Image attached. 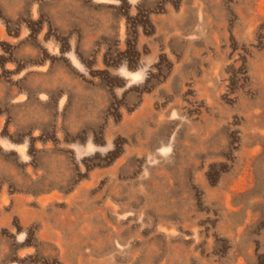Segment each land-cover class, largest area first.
<instances>
[{"label": "rangeland", "instance_id": "rangeland-1", "mask_svg": "<svg viewBox=\"0 0 264 264\" xmlns=\"http://www.w3.org/2000/svg\"><path fill=\"white\" fill-rule=\"evenodd\" d=\"M0 264H264V0H0Z\"/></svg>", "mask_w": 264, "mask_h": 264}]
</instances>
